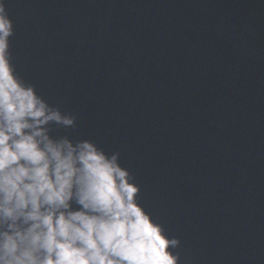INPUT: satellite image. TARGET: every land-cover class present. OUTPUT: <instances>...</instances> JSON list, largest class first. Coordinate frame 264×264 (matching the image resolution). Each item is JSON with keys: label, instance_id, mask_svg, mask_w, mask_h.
<instances>
[{"label": "water", "instance_id": "water-1", "mask_svg": "<svg viewBox=\"0 0 264 264\" xmlns=\"http://www.w3.org/2000/svg\"><path fill=\"white\" fill-rule=\"evenodd\" d=\"M4 3L53 135L119 151L181 264H264V0Z\"/></svg>", "mask_w": 264, "mask_h": 264}, {"label": "clouds", "instance_id": "clouds-1", "mask_svg": "<svg viewBox=\"0 0 264 264\" xmlns=\"http://www.w3.org/2000/svg\"><path fill=\"white\" fill-rule=\"evenodd\" d=\"M0 0V264H181L180 239L140 202V185L13 64Z\"/></svg>", "mask_w": 264, "mask_h": 264}]
</instances>
